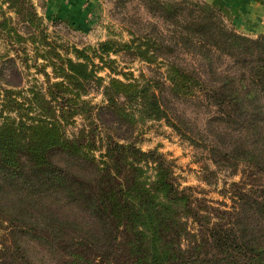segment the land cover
<instances>
[{"label":"trees","instance_id":"1","mask_svg":"<svg viewBox=\"0 0 264 264\" xmlns=\"http://www.w3.org/2000/svg\"><path fill=\"white\" fill-rule=\"evenodd\" d=\"M142 1L168 26V39L130 33L129 42L101 48L149 65L161 59L173 96L198 99L212 112L210 161L240 176L221 192L232 205L182 186L166 155L142 151L124 135L122 125L138 120L163 121L181 132L162 105L164 85L145 79L127 93L106 90V102L94 111L78 99L86 92L83 83L60 70L68 84L52 86L53 104L33 98L53 123L50 129L39 125L42 115L38 125L27 126L23 103L0 89V217L18 223L11 236L21 234L61 264H264V35L239 33L206 0ZM18 27L27 30L25 36ZM28 43L34 58L56 56L30 0H0V45L20 46L13 48L15 58L0 55V61L16 78L22 75L16 60L27 63L19 55H27ZM175 53L193 65L173 61ZM5 110L17 120L3 116ZM76 116L87 124L68 134ZM191 219L197 234L188 228ZM0 245V264H36L26 250L14 256Z\"/></svg>","mask_w":264,"mask_h":264},{"label":"rangeland","instance_id":"2","mask_svg":"<svg viewBox=\"0 0 264 264\" xmlns=\"http://www.w3.org/2000/svg\"><path fill=\"white\" fill-rule=\"evenodd\" d=\"M30 5L34 6L41 16L48 42L54 48L56 56L45 60L41 57L34 58V49L28 43L27 47H24L27 55H19L20 58H28L27 63L16 60V67L22 74L21 78L12 75V68L0 61V89L14 92L12 97L18 103H23L26 109L24 123L27 126L35 123L38 125L35 120L36 118L39 120V116L42 115L39 125L47 123L43 127L50 129L49 125L53 123L49 117H45L36 109L33 98H38L37 104L39 98L44 99L48 104L50 102L51 105L53 104L50 94L56 89L52 86L56 83L68 84L66 79L59 75L60 70L73 74L83 83L86 92L80 91L78 99L94 107V111H98L99 107L106 102L104 97L106 90L123 94L141 86L145 79L157 82L160 86L164 85L161 93L162 105L181 132L173 131L163 121H143L137 118V124L127 122L122 125L123 131L126 132L124 135L132 136V139L137 140L142 151L157 149L166 155L168 160L173 162L176 176L182 186L196 187L205 193L208 200L225 204L229 208L232 205L231 200L224 198L221 192L225 189L224 184L238 181L240 176H232L231 173L234 171L231 168L219 170L210 161L209 149L206 146L210 144L212 137L207 121L212 112L198 99L183 97L182 94L178 97L173 96L168 87L170 79L167 78L166 67L161 65V59L156 65H149L134 59L126 52H116L115 48L107 50L101 48L100 44L107 42L117 44L129 42L130 33L151 37L152 40L158 39L159 42H161L159 38L168 39L170 35L168 26L157 15L149 12L144 1L30 0ZM64 11L68 13L66 16L61 15ZM18 30L23 36L27 33V30L22 27H18ZM260 35L264 34L251 38L255 39ZM164 44L169 43L164 41ZM13 48H20V46L0 45V55L15 58L17 53ZM172 58L177 63L187 60L193 65V60L182 53H175ZM35 65L40 67L41 71H36ZM1 90L0 99L4 98ZM176 90L188 94L187 91ZM69 97L76 96L71 94ZM2 114L17 120L16 113L13 111L5 110ZM85 124L87 123L81 116H76L74 124L68 125L66 131L68 134L76 133ZM107 125L110 126V124ZM17 224L10 221L8 215L0 217V243L9 246L14 256H19L20 251L21 254L27 252L36 264H61L58 258L45 255L36 245L26 243L21 234L11 236L12 225ZM187 225L191 233H198V223L194 220H188ZM0 249H2L1 245ZM1 252L4 251L1 250Z\"/></svg>","mask_w":264,"mask_h":264},{"label":"crops","instance_id":"3","mask_svg":"<svg viewBox=\"0 0 264 264\" xmlns=\"http://www.w3.org/2000/svg\"><path fill=\"white\" fill-rule=\"evenodd\" d=\"M239 33L253 37L264 34V0H206ZM61 12V15L67 14Z\"/></svg>","mask_w":264,"mask_h":264}]
</instances>
